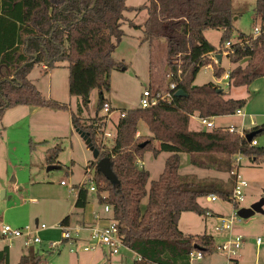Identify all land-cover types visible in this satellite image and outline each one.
Listing matches in <instances>:
<instances>
[{"label": "trees", "instance_id": "obj_1", "mask_svg": "<svg viewBox=\"0 0 264 264\" xmlns=\"http://www.w3.org/2000/svg\"><path fill=\"white\" fill-rule=\"evenodd\" d=\"M132 9L146 11L143 24L130 23L141 29L143 41L164 39L168 84H175L174 93L182 89L186 95H173L170 101L148 108L126 109L114 124L112 143L102 144L105 116L98 115L104 102L102 91L109 89L110 72L117 67L112 53L123 36V12ZM254 11L264 29V0H255ZM234 15L230 0H148L136 7L128 6L126 0H0V117L7 107L18 105L68 109L44 97L32 83L28 75L36 63L50 68L56 61L67 62L69 94L81 99L78 115L87 106L90 92L99 90L95 115L81 118L71 111V123L89 134L99 157L110 159L117 182H109L95 170L97 201L110 207L118 236L138 256L134 264H190L191 251H216L211 235L182 232L179 217L186 211L206 214L198 198L211 193L228 198L232 188L225 189L218 178L181 175L180 152L193 154L195 166L230 173L233 183L231 173L240 166L235 159L238 154L252 162L264 159V146H251L222 127L188 128L195 113L213 118L233 114L246 103L245 98L224 96L214 82L193 84L199 69L213 63L209 54L222 55L219 47L229 40ZM208 29L221 30L217 47L204 36ZM224 51L233 64L228 87L247 86L264 76V31L254 38L239 33ZM212 69L216 77L225 72L219 63H213ZM139 122L149 131L140 138L136 136ZM252 132V139L264 133V123ZM146 150L169 154L148 188L149 172L139 163ZM48 151L49 159L57 156V149ZM87 196L88 190L80 188L74 207L83 209ZM143 198L146 204L141 210ZM68 218L64 216L59 224L67 225ZM40 258L38 251L29 249L17 264H39ZM0 264H9L7 246L0 248Z\"/></svg>", "mask_w": 264, "mask_h": 264}, {"label": "rangeland", "instance_id": "obj_2", "mask_svg": "<svg viewBox=\"0 0 264 264\" xmlns=\"http://www.w3.org/2000/svg\"><path fill=\"white\" fill-rule=\"evenodd\" d=\"M147 1L126 0V4L136 7ZM230 3L235 15L229 41L235 42L239 33L253 35L254 26L261 24L255 15V0H230ZM123 14L124 19L121 22L123 36L112 53L117 67L110 72L109 89L102 91L104 102L120 110L137 108L140 95L145 88L163 91L169 82L164 39L143 41L141 29L130 25L143 24L146 11L132 9L124 11ZM204 32L207 40L217 47L221 30L208 29ZM232 65L223 54L220 66L226 71ZM45 67L43 62L34 64L28 77L44 97L64 104L68 109L18 105L7 107L3 111L0 117V220L14 227L45 224L46 228L40 229L37 234L40 243L29 248L39 252L41 257L39 264H134V255L124 244L118 246L117 253H111L108 247L102 245H96L87 251L82 249L74 251V247L83 241H96L91 238L92 229L103 228L108 224L111 212L104 211V204L97 201L96 191H88L89 204L85 211L73 206L75 188L82 180L85 165L92 163L94 158L71 123L70 112L78 115L77 108L81 104V99L69 94L67 62L56 61L50 68ZM222 76L223 73L219 77L214 76L211 66L201 67L195 75L193 84L214 82L223 89L224 96L233 98L246 96L245 86L228 87ZM98 97L99 90L93 89L87 106L78 116L81 118L94 116ZM241 109L245 111L243 107ZM103 114L101 108L98 115ZM117 117V112L111 113V119L117 120ZM212 121L214 125L237 127L242 125L246 129L251 128L249 122H244V118L236 114L214 117ZM101 127L103 129L104 124ZM188 128L204 127L197 117H194L190 119ZM105 130L115 133L110 122H106ZM137 132L138 138L149 134L143 122H139ZM101 137L105 143H112L113 137H106L103 133ZM255 139L258 145H264L262 143L264 133L258 134ZM52 149H57V156L49 159L48 150ZM168 155L165 151L157 155L150 150L144 152L140 162L149 172L146 188L152 180L158 178ZM179 155L181 175H194L203 179L218 178L225 183V189L231 190L233 178L230 173L193 165L191 163L193 154L180 152ZM49 166L54 167L48 168ZM237 174L247 182V185L243 188L244 200L236 207L231 200L217 194L214 201L208 196L200 197L198 202L205 208L206 214L199 215L186 211L180 215L178 221V228L184 233L211 235L215 246L237 235L241 236L242 243L235 258L237 261L229 259L225 251L219 249L203 253L199 259L192 257L190 264H264V244L256 245L254 242L255 237L264 239V202L263 212H255L247 218L234 215L229 229L220 228L221 218L228 219L240 207H247L261 198L264 199V159L252 162L248 157H242ZM104 194L101 192V195ZM145 204L146 198H143L141 210H144ZM88 214L95 223H91ZM65 215L69 216L68 224L61 226L59 222ZM103 215L107 217L110 215V218H102ZM65 230L72 238L63 241ZM50 242L56 246L49 248ZM8 248L9 264H17L20 255L29 251L22 246L20 239L13 240Z\"/></svg>", "mask_w": 264, "mask_h": 264}, {"label": "built area", "instance_id": "obj_3", "mask_svg": "<svg viewBox=\"0 0 264 264\" xmlns=\"http://www.w3.org/2000/svg\"><path fill=\"white\" fill-rule=\"evenodd\" d=\"M262 31H264L263 26L260 24L255 25L253 28V38L258 36ZM232 43L229 40L226 41L223 45L221 50L222 55L226 54L224 51L225 48H229L232 46ZM239 44L241 42L239 41ZM218 53H210L209 57L212 60L213 63H219L217 61V55ZM212 63V64H213ZM211 63L205 64L203 67L211 66ZM170 76V74H168ZM222 80H225L228 84L229 80V71H226L223 73ZM175 84L173 82H170L167 87L163 91L159 90H151L148 88H145L139 98V107L140 108H148L154 104H156L159 101H170L172 99V96L174 95V90H175ZM102 109L104 111L103 116L104 117V127L102 129V133L106 137H114L115 133L111 131H106L105 130V125L106 122H111V113L117 112L118 117L119 116H124L125 115V110H120V109H114L111 107V105L108 102H103ZM233 114L239 115L240 117H244V112L242 111L241 108H238L235 110ZM198 121L201 123V125L205 129H212L215 128L216 126L214 125L212 118L209 117H203V116H197ZM222 129L228 131L229 133H234L236 134L239 138L246 139V135L248 133V129L244 128L242 125L237 127L235 125H228L222 127ZM139 133L137 132L136 135ZM101 137V134H100ZM250 145L251 146H256L257 145V140L255 138H251L250 140ZM101 143H105L102 140L101 137ZM242 155H237L236 156V164H240V159L242 158ZM141 164V162L139 161ZM237 167L235 170L232 171L231 174H234V183L233 187L231 190V193L228 197L229 200L232 201L233 205L236 207L238 203L242 202L244 200V193H243V188L247 185V182L240 178L237 174ZM94 170V171H93ZM95 170H96V163H87L85 165V170H84V175L82 177V180L80 183L76 186L75 192H77L80 188H85L88 191H96V183H95ZM61 184H64L63 181L60 182ZM208 198L212 201L217 199V196L214 193H211L208 195ZM104 211H110V207L106 204L103 206ZM111 212V211H110ZM237 212V211H236ZM234 212L228 219L226 218H221V224L220 228L221 229H229L230 224L232 222V219L234 218V215H237V213ZM46 228L45 224H35L33 227L31 226H24V227H14L11 226L8 223L2 222L0 220V244L2 246H9L10 244L13 243V240L15 239H20L22 246L26 247L27 249L31 248L33 245L40 243V238L38 237V231L40 229ZM67 238H72L71 235L67 230L63 232V238L66 240ZM91 238L96 239V241H83L81 242L78 246L74 247V251H78V249H82L84 251H87L89 249L94 248L96 245H102L108 247L109 251L111 253H117L118 251V246L122 243L121 238L118 236L117 232V226L116 222L111 219L108 224H106L103 228H94L92 229L91 233ZM254 242L256 245H262L264 244V239L261 237H255ZM242 243V238L241 236L237 235L233 238H230L226 241L221 242L220 244L216 245V250H224L226 255L228 256L229 259H234L236 258V252L238 248L240 247ZM56 244L53 242H50L48 247L49 248H54ZM134 258H138L137 254L134 252ZM203 256L202 252L199 250H194L189 253L190 260L192 257H195L197 259L201 258Z\"/></svg>", "mask_w": 264, "mask_h": 264}, {"label": "crops", "instance_id": "obj_4", "mask_svg": "<svg viewBox=\"0 0 264 264\" xmlns=\"http://www.w3.org/2000/svg\"><path fill=\"white\" fill-rule=\"evenodd\" d=\"M205 33V32H204ZM205 36V35H204ZM207 39V38H206ZM153 41V40H152ZM155 41V39H154ZM212 44V43H211ZM164 45V44H163ZM166 59V58H165ZM221 59H222V55H221ZM228 59V58H227ZM229 61V60H228ZM221 62V61H220ZM219 62V64H220ZM230 62V61H229ZM229 71V70H226ZM225 71V72H226ZM246 87V96L244 97H237L238 98H245L246 99V103L243 107V110H245V114H244V122H249V127H251L250 129L248 128V133H251L253 130L254 126H258L262 123H264V76L258 77L256 79H254L249 85L245 86ZM227 97V96H226ZM233 98V97H231ZM126 110V109H125ZM198 115L195 113L194 115H192L190 117L194 118L197 117ZM223 115H221L222 117ZM113 117V116H112ZM216 117H220V116H216ZM118 118V117H117ZM116 118V119H117ZM214 118V117H213ZM190 121V120H189ZM116 120L111 119L110 125L114 127ZM216 127H224V125H215ZM226 126V125H225ZM201 129V128H198ZM197 128L193 129V130H198ZM148 133V132H147ZM247 133V134H248ZM264 143V141L262 142ZM259 143L257 142L256 146H264V145H258ZM61 182V181H60ZM97 197V196H96ZM75 201V199H74ZM89 203H87L85 205V207L88 205ZM73 206H74V202H73ZM85 207L83 208V211H85ZM108 212V211H107ZM110 213V212H109ZM183 213V212H182ZM181 213V214H182ZM89 215V214H88ZM66 216V215H65ZM90 219H91V223H95V220L92 219V217L89 215ZM102 218L107 217V216H101ZM110 218V215L107 217ZM37 221H35L36 223ZM83 222V221H82ZM183 232V231H182ZM2 247V245H0V248ZM134 255V252L131 251ZM135 257V256H134ZM134 260V259H133ZM237 261V259H235Z\"/></svg>", "mask_w": 264, "mask_h": 264}, {"label": "water", "instance_id": "obj_5", "mask_svg": "<svg viewBox=\"0 0 264 264\" xmlns=\"http://www.w3.org/2000/svg\"><path fill=\"white\" fill-rule=\"evenodd\" d=\"M217 61H221V55L217 54ZM221 90V89H219ZM175 96H184L186 93L182 89H178L174 93ZM75 131L80 135V137L83 139L85 145L87 148L91 151L92 156L94 160L96 161V170L99 171L109 182L116 183L117 178L115 174L113 173L111 169V162L108 157H99V151L91 142L90 136L87 132L74 127ZM254 136V132H251L246 135V139L249 141ZM146 142H143L141 146H144ZM54 166H49L48 168H53ZM264 193V189H263ZM264 199L261 198L258 201L252 203L250 206L247 207H240L237 210V216L241 218H247L251 215H253L255 212H263L262 205H263ZM200 249V248H199Z\"/></svg>", "mask_w": 264, "mask_h": 264}]
</instances>
